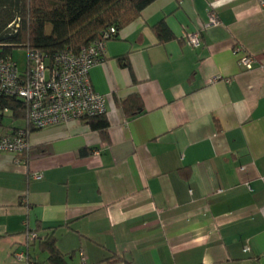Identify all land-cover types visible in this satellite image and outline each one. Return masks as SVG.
I'll return each mask as SVG.
<instances>
[{
  "label": "crops",
  "instance_id": "obj_1",
  "mask_svg": "<svg viewBox=\"0 0 264 264\" xmlns=\"http://www.w3.org/2000/svg\"><path fill=\"white\" fill-rule=\"evenodd\" d=\"M89 77L106 98L107 140L72 119L31 130L20 154L0 150V264H49V234L63 264H264L259 0H154Z\"/></svg>",
  "mask_w": 264,
  "mask_h": 264
},
{
  "label": "built area",
  "instance_id": "obj_2",
  "mask_svg": "<svg viewBox=\"0 0 264 264\" xmlns=\"http://www.w3.org/2000/svg\"><path fill=\"white\" fill-rule=\"evenodd\" d=\"M264 7V0H259ZM215 12L208 13V25L216 24ZM116 28L103 30L94 41L82 46L77 53L60 51L48 60L38 50L27 48V65L19 73L10 56H0V150L20 154L29 147L28 135L33 129H41L72 119L90 118L104 115L106 98L96 92L91 84L89 70L103 60L106 42L114 38ZM187 43L197 46L200 43L197 32L185 35ZM238 64L245 69L252 68L253 57L236 46ZM6 98H15L25 107L24 126L10 127L3 119L11 113L4 104ZM15 162L20 159L15 158ZM40 179L41 174H33ZM35 237V234H31ZM18 257H22L18 254ZM81 264L84 262L81 257Z\"/></svg>",
  "mask_w": 264,
  "mask_h": 264
},
{
  "label": "trees",
  "instance_id": "obj_3",
  "mask_svg": "<svg viewBox=\"0 0 264 264\" xmlns=\"http://www.w3.org/2000/svg\"><path fill=\"white\" fill-rule=\"evenodd\" d=\"M154 0H0V56H10L14 47L38 50L49 61L60 51L77 53L111 26L118 30L139 16ZM158 42L171 39L172 33L161 20L152 26ZM114 36V37H115ZM118 62L128 66L126 56ZM27 65V62H26ZM120 106L126 109V103ZM11 109L12 119H23L25 107L15 98L4 102ZM92 130L107 140L108 122L104 115L82 118ZM15 128V127H13ZM84 149L81 153L86 154ZM39 246L47 251L49 264H63L52 234L40 239ZM121 258L112 256L102 264H114Z\"/></svg>",
  "mask_w": 264,
  "mask_h": 264
},
{
  "label": "rangeland",
  "instance_id": "obj_4",
  "mask_svg": "<svg viewBox=\"0 0 264 264\" xmlns=\"http://www.w3.org/2000/svg\"><path fill=\"white\" fill-rule=\"evenodd\" d=\"M12 61L16 65V69L19 73H22L26 69V62H27V51L23 47H14L11 53ZM11 114H7V117L3 119V124L5 126L10 127H23L24 120L23 119H12Z\"/></svg>",
  "mask_w": 264,
  "mask_h": 264
}]
</instances>
